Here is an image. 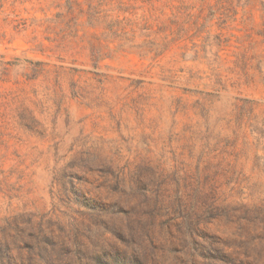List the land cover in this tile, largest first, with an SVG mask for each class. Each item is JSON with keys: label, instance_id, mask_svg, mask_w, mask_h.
I'll return each instance as SVG.
<instances>
[{"label": "rangeland", "instance_id": "374dc122", "mask_svg": "<svg viewBox=\"0 0 264 264\" xmlns=\"http://www.w3.org/2000/svg\"><path fill=\"white\" fill-rule=\"evenodd\" d=\"M264 0H0V264H264Z\"/></svg>", "mask_w": 264, "mask_h": 264}, {"label": "trees", "instance_id": "16d2710c", "mask_svg": "<svg viewBox=\"0 0 264 264\" xmlns=\"http://www.w3.org/2000/svg\"><path fill=\"white\" fill-rule=\"evenodd\" d=\"M262 11L264 12V4L261 3Z\"/></svg>", "mask_w": 264, "mask_h": 264}]
</instances>
